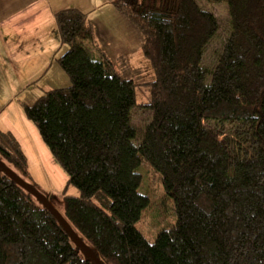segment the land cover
Listing matches in <instances>:
<instances>
[{
	"label": "trees",
	"instance_id": "trees-1",
	"mask_svg": "<svg viewBox=\"0 0 264 264\" xmlns=\"http://www.w3.org/2000/svg\"><path fill=\"white\" fill-rule=\"evenodd\" d=\"M112 6L142 36L148 102L142 69L109 58L86 15L65 9L54 16L67 47L56 62L70 85L23 108L67 175L59 214L100 264H264V0ZM204 6L227 11L211 63L221 25ZM137 116H149L142 131ZM142 164L176 216L153 242L136 229L149 206ZM4 168L36 190L17 141L0 132V264H97Z\"/></svg>",
	"mask_w": 264,
	"mask_h": 264
},
{
	"label": "crops",
	"instance_id": "crops-1",
	"mask_svg": "<svg viewBox=\"0 0 264 264\" xmlns=\"http://www.w3.org/2000/svg\"><path fill=\"white\" fill-rule=\"evenodd\" d=\"M112 2L0 0V132L12 134L27 159L32 180L52 197L64 191L67 175L23 108L33 105L45 90L70 85L56 62L67 51L60 44L55 23L59 11L76 9L85 14L109 58L124 56L132 69L147 65L141 54V34L113 8ZM68 194L76 196L73 189Z\"/></svg>",
	"mask_w": 264,
	"mask_h": 264
},
{
	"label": "rangeland",
	"instance_id": "rangeland-1",
	"mask_svg": "<svg viewBox=\"0 0 264 264\" xmlns=\"http://www.w3.org/2000/svg\"><path fill=\"white\" fill-rule=\"evenodd\" d=\"M206 10L212 11L219 19L221 28L217 36L214 38L207 51V61L211 63L214 58L215 50H218L225 39V28L227 21L226 6H204ZM144 60V59H143ZM146 66L137 68L142 69V81H139L138 95L139 100L147 103L148 94L143 84L152 81V73L149 70L148 63L144 60ZM130 67V66H129ZM136 68V67H135ZM133 68V69H135ZM130 69H132L130 67ZM149 116H137L133 119V123L138 131H142L144 125L148 122ZM208 128L213 129V124L209 122L204 123ZM137 172L142 176V183L138 191L140 194L145 195L149 199V206L143 211L142 217L136 224V229L147 239L153 242L156 235L163 229L171 226L176 221V216L173 208L172 199L165 195L163 186L160 181V176L147 165L142 164ZM32 183L38 192L48 195L42 186L36 184L33 180ZM30 183V184H32ZM32 184V185H33ZM69 190H72L71 188ZM68 190V191H69ZM67 191V194H68ZM63 193V192H62ZM62 193L54 194L53 197L48 195L49 201L54 209L59 213L62 210Z\"/></svg>",
	"mask_w": 264,
	"mask_h": 264
},
{
	"label": "water",
	"instance_id": "water-1",
	"mask_svg": "<svg viewBox=\"0 0 264 264\" xmlns=\"http://www.w3.org/2000/svg\"><path fill=\"white\" fill-rule=\"evenodd\" d=\"M4 171L23 189L27 190L30 194H32L35 198H37L39 201L42 202V204L53 214V216L57 219V221L62 225L64 230L67 232V234L70 236V238L73 240V242L83 251L85 252L91 259H93L97 264H100L99 261L96 259V257L88 250L87 246L80 241L77 236L73 233V231L67 226L66 222L63 220L61 215L54 209V207L47 201L45 198H43L36 190L22 182L20 179H18L15 175H13L10 171L4 168Z\"/></svg>",
	"mask_w": 264,
	"mask_h": 264
}]
</instances>
